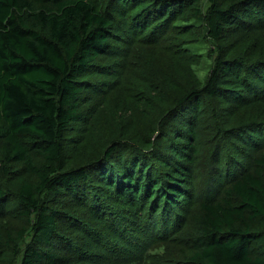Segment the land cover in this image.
<instances>
[{"label":"trees","instance_id":"trees-1","mask_svg":"<svg viewBox=\"0 0 264 264\" xmlns=\"http://www.w3.org/2000/svg\"><path fill=\"white\" fill-rule=\"evenodd\" d=\"M0 264H264V0H0Z\"/></svg>","mask_w":264,"mask_h":264},{"label":"rangeland","instance_id":"rangeland-1","mask_svg":"<svg viewBox=\"0 0 264 264\" xmlns=\"http://www.w3.org/2000/svg\"><path fill=\"white\" fill-rule=\"evenodd\" d=\"M200 77L202 79L203 82H205V79H206V74H207V70L203 67L200 68Z\"/></svg>","mask_w":264,"mask_h":264}]
</instances>
